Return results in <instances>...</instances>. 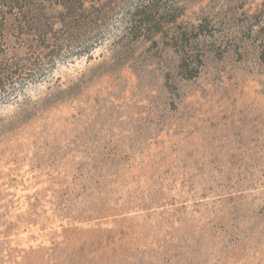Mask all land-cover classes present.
<instances>
[{
    "label": "rangeland",
    "instance_id": "1",
    "mask_svg": "<svg viewBox=\"0 0 264 264\" xmlns=\"http://www.w3.org/2000/svg\"><path fill=\"white\" fill-rule=\"evenodd\" d=\"M97 2L0 40V264H264V0Z\"/></svg>",
    "mask_w": 264,
    "mask_h": 264
},
{
    "label": "trees",
    "instance_id": "2",
    "mask_svg": "<svg viewBox=\"0 0 264 264\" xmlns=\"http://www.w3.org/2000/svg\"><path fill=\"white\" fill-rule=\"evenodd\" d=\"M97 1L98 0H0V40L5 39V35L8 32L14 31L24 37H31L33 41V38L36 39L37 37L46 36L45 39L43 37L44 41H46L53 27L61 22L66 23V27L69 26L71 19L80 16L83 12H89V6L93 7V4L98 3ZM131 1L130 18L140 27H143V24L145 25L150 21V18L146 15V9L148 8L150 10V6L153 5L152 3H154V0ZM54 39L53 42L62 41V43L53 44L52 41L46 42L52 44V49L49 53H53L56 50L60 51V49H63L62 45H66L63 39ZM31 40H29V42ZM65 40L69 41L68 39ZM259 47V57L264 61V36ZM82 52L84 53L87 51L83 50ZM50 55L51 54H49V56ZM5 64L6 62H4V65ZM1 70L2 69H0V77L4 78V82L2 83L3 86L7 84L5 80L8 79V75L13 74L15 71H7V69H4L3 71L5 72H2ZM2 86H0V88Z\"/></svg>",
    "mask_w": 264,
    "mask_h": 264
}]
</instances>
